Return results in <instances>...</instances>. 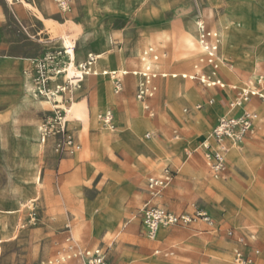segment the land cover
<instances>
[{
  "label": "rangeland",
  "instance_id": "374dc122",
  "mask_svg": "<svg viewBox=\"0 0 264 264\" xmlns=\"http://www.w3.org/2000/svg\"><path fill=\"white\" fill-rule=\"evenodd\" d=\"M67 1L65 11L57 0H12V4L0 0V54H65L70 38L76 56L81 48L88 54L86 60H77V65L86 63L91 54L98 55L90 71L86 70L90 75L73 89V103L89 99L95 112H111L112 128L105 126L103 119L101 127L91 128L97 117L91 116L85 125V119L68 116L66 111L68 131L80 149L62 155L58 151L60 135L49 137L44 144L38 135L42 111L52 114L54 109L51 99L42 101V108L29 90L21 97L15 81L20 74H13L11 83L0 84L1 98L8 102L0 111L14 115L13 103L18 100L37 114L32 139L17 134L9 137L0 131V264H76L77 251L97 249L117 264H219L217 258L227 254L225 264H233L236 247L254 257L257 264H264V226H257L246 211L251 209L258 216L264 201V132L255 130L239 145L250 147L253 163L235 165L231 149L227 173L219 180L211 175L203 153L192 149L193 144L203 143L202 138L210 136L217 124L202 129L197 115L214 102L228 111L224 117L233 116L230 103L248 80L264 70L262 63L255 77L239 69L232 80L221 74L220 65L214 76L196 23L202 22L206 31L217 33L220 39L218 29H222L224 42L218 55L226 58L238 49L259 65L252 54L264 51V0L215 1L220 15L211 10L209 0ZM240 1L255 5L258 17L249 18L237 9ZM206 8L212 12H204ZM225 15L230 23L224 20ZM225 61L230 68L243 64L245 58L233 53ZM147 65L156 76H150L153 96L146 102L138 99L142 75L109 76L141 73ZM183 74L196 78H183ZM66 75L52 79L46 91L50 98L57 83L68 87L60 100L70 95ZM117 81L123 88L119 93ZM216 81L224 87L213 85ZM100 82L106 85L93 102ZM249 103L245 104L247 111L261 113L256 108L263 102L254 99V107ZM148 104L150 111L145 109ZM148 133L153 137L147 139ZM154 141L158 145L153 147ZM238 149L248 151L246 147ZM166 167L175 175L168 187L153 197L148 179L160 177ZM197 167L202 168V176ZM214 182L227 186L228 193H207ZM146 200L175 215L208 213L213 224L193 219L170 228L164 240H150L141 233ZM239 239L244 240L242 245ZM222 243L229 251L215 248ZM168 252L173 255H166Z\"/></svg>",
  "mask_w": 264,
  "mask_h": 264
},
{
  "label": "built area",
  "instance_id": "2783aa9c",
  "mask_svg": "<svg viewBox=\"0 0 264 264\" xmlns=\"http://www.w3.org/2000/svg\"><path fill=\"white\" fill-rule=\"evenodd\" d=\"M63 10H67V0H57ZM202 46L205 52V58L213 69V75L216 76L219 70L218 52L221 45V39L217 33L206 31L204 26L200 29ZM152 51V50H151ZM66 52V51H65ZM64 52V53H65ZM147 55V54H146ZM158 59V56H155ZM71 55L56 54L40 61L36 72L26 71L25 76L29 80V91L31 95L38 99L44 98L47 87L52 81L53 77L67 73V67L71 62ZM96 59L89 56V59L84 64H79L78 67L83 72L90 71V66L95 63ZM151 66L147 65L144 72H136L135 75H142L143 81L140 83L138 91V99L147 101L153 96V90L150 87L152 75ZM155 77L156 75H152ZM196 77H194L195 79ZM80 83V82H78ZM77 83V84H78ZM77 84L69 82V96L64 100H60V95L67 93L68 87L57 83L56 94H51V103L53 105L52 114L42 112V118L39 125V135L42 142L51 136L60 135V143L58 151L65 155L80 147L76 145L73 136L67 128L68 121L65 119L67 106L71 105L74 100L73 89H78ZM213 85H220L224 87L221 81L212 83ZM122 84L120 81L116 82V93L122 91ZM57 95L59 97L57 98ZM63 97V96H62ZM257 98L264 103V70L254 80H248L243 88L240 90L238 96L230 103L232 110H241L239 116H231L221 118L218 124L212 131V143L200 147L205 152V159L211 175L215 179H222L227 173V157L234 146L243 144L245 138L255 132L257 124L261 125L264 130V119L259 114L245 109V104L252 99ZM212 103V102H211ZM145 109L150 111V106L146 105ZM152 116L154 114H151ZM103 121L111 124L113 121L112 113L100 115ZM152 134H147L146 138L150 139ZM178 138L175 132V139ZM175 172L167 167L160 177H150L148 180V187L153 197L161 194V192L168 187L173 179ZM142 231L144 235L150 240H157L160 229H170L174 226L190 223L193 219H201L209 224H213L212 217L205 212H197L193 217L189 215H175L169 211L154 205L151 200L147 201L142 210ZM233 232H229L231 235ZM239 245L244 243L243 239L238 240ZM159 253V252H158ZM76 264H115L108 260L106 253L101 250H79L76 252ZM51 264V263H50ZM233 264H257L254 257L247 255L241 247H236L233 251Z\"/></svg>",
  "mask_w": 264,
  "mask_h": 264
},
{
  "label": "crops",
  "instance_id": "0c3cea01",
  "mask_svg": "<svg viewBox=\"0 0 264 264\" xmlns=\"http://www.w3.org/2000/svg\"><path fill=\"white\" fill-rule=\"evenodd\" d=\"M215 1L218 2L220 0H209V2L207 4L210 6L212 11H216L220 15L218 7L214 6ZM240 2H241L240 3L241 6H238L237 9H241L242 11H244L249 18L256 16L257 7L255 5H250L248 2H244V1H240ZM223 12L224 11H222V13ZM40 14H42V13H40ZM256 17H258V16H256ZM68 22H73L76 25V23L72 20H70ZM218 31L220 32V35H221V49H222L223 42H224L223 31H222V29L221 30L218 29ZM199 39H200V33H199ZM244 44H245V42H244ZM245 45L249 48H252V46L248 45L247 43ZM233 53H236L237 55L243 56L245 58V62L241 65L235 64L234 66L229 68V67H227L225 60L229 59L230 56L233 55ZM47 55L48 54H41V56L32 55L33 57H25L26 55L25 56L24 55L9 56L6 54H0V84L11 83L13 81L12 75L14 74L15 76H17V74H20L21 75L20 79H18V76H17L16 77L17 79L15 81H17V83H18L17 86L20 85L19 89H20L21 93L19 95L22 97L23 93L25 91L29 92L28 91L29 90V80L25 76V72L26 71L36 72L40 57L42 58L41 61H43L45 58H47ZM87 55L88 54L86 53V49L81 48V52L79 54H77V56H76V63H77V60L79 62L86 60ZM103 55L105 56L108 54H103ZM252 55L254 56V59L258 62L259 65H257L253 60L248 59V57L245 54H243V52L239 51L238 49H234L231 52V54H229V56L226 58H224L222 56V54L219 55V61L221 64V74L227 76L228 78H230L232 80H236V74L239 71V69H241L244 73H246L250 76L255 75V77H256L257 74L259 73V71L261 70V64L264 63V51L261 54H256L254 51V54H252ZM28 56H31V55H28ZM91 56L97 57L98 55L91 54ZM108 57H112V56H108ZM133 72L136 73L135 71H129L128 73L118 72L117 76L121 75V77H122V76L132 74ZM89 75H90V72L85 74L84 79L86 76H89ZM172 76L174 78L178 77L177 74H173ZM184 76H187L186 78L194 79V76H188L187 74H183V78H185ZM205 78L206 77H204V79ZM105 85H106L105 83L103 84L100 82L99 84H97L95 86V93H94V96L92 99L93 102L98 99L99 90L101 91ZM24 98L27 100L26 97H24ZM254 99H257V98H254ZM253 100L250 101L249 105L254 107V105H252ZM2 101L3 100H2L1 95H0V106L3 107V106L8 105V102H6V100H4L3 102ZM35 101L43 108L42 101H45V100H35ZM83 101L86 102L88 107L90 108V115L92 116V119L101 115V113L95 112L93 110V104L92 103L90 104L89 99H85V100H82L79 102H83ZM24 103H27V105L29 104L28 101H26ZM211 105L212 106L209 107V110L200 112L196 117V119L200 122V126L202 129H206L207 124H209V123L215 124L217 122V124H218L219 120L221 118H224V116L227 115L228 111L226 109H221L218 105L214 104V102H212ZM13 107L16 108V109H14V111H15L14 115L9 110L0 111V131L2 130L4 132V134L7 133V135L9 137L13 136L14 134H17L20 137L32 139L33 138L32 132H33V129L36 127V123H37V114L32 113L29 110L25 109L23 103H22V105H19L18 100H16V102L13 103ZM30 108H32V106ZM256 109L261 112V113H257V112L256 113L259 114L260 117L264 119V114H262V112H264V105H261L260 108H256ZM229 112H230V115H233V116H239L241 114V110L229 109ZM41 118H42V116H41ZM193 120H194V118H193ZM183 125H184V122H183ZM99 126L101 127L102 125L98 121L97 122L95 121V123L93 122L91 128H98ZM256 130H262L264 132L263 128L259 124H257ZM148 134H151V133H148ZM253 134H251V135H253ZM39 139H40V135H39ZM174 139H175V135H174ZM177 139H175V140H177ZM202 140H203V143L200 142L197 144H193L192 149H193V152H195V153L197 151L202 152L204 157H205V152L200 146L202 144H210L212 140H210V136L203 137ZM103 141L105 142V139H103ZM238 147H241V146L237 145V146H234L232 148V150H233V153L231 155V162L232 163H234L233 157L235 156V153L238 152V150H239ZM242 147H246L248 149V152H249V150H250L249 146H242ZM248 152L246 155L247 159H244V161H242L238 164H235V163L234 164L241 166V165H244V163H249V162L253 163L254 160L252 159V156L250 154H248ZM228 157H230V154H228ZM228 157H227V161H228ZM205 161H206V159H205ZM206 164H207V162H206ZM227 193H228V191H227ZM147 201H149V200H146L144 202V204ZM144 204H143V206H144ZM168 231H169V229L160 230V232L165 235V239L167 238ZM141 233L144 235V233L142 231V221H141ZM157 240H158V238H157ZM153 241H156V240H153ZM0 245H1V243H0ZM215 248L218 250H221V251H224V250L226 252L229 251V246L224 245V243L217 245ZM166 255H173V252H168ZM113 263H115V262H113ZM43 264H46V263L44 262ZM115 264H117V263H115ZM152 264H155V263H152Z\"/></svg>",
  "mask_w": 264,
  "mask_h": 264
},
{
  "label": "bare ground",
  "instance_id": "6f19581e",
  "mask_svg": "<svg viewBox=\"0 0 264 264\" xmlns=\"http://www.w3.org/2000/svg\"><path fill=\"white\" fill-rule=\"evenodd\" d=\"M11 4H12V0H8ZM239 6H241L240 5V3L238 4ZM231 10V9H230ZM232 10H234V11H236L235 9H232ZM209 12V13H211V11H209L208 10V8H206V9H204V12ZM246 14V13H245ZM231 15V14H230ZM240 15V14H239ZM235 16V15H234ZM224 20L226 21V22H228V23H230V18H229V16H227V15H225L224 16ZM203 26V23L202 22H200V23H196V30L200 33V29H201V27ZM229 29V28H228ZM233 33V32H232ZM226 34H228V33H226ZM236 36V35H235ZM238 37V36H237ZM240 37V36H239ZM240 38H242V37H240ZM225 39H227V38H225ZM69 40H70V38H69ZM67 41V46L66 47H64V49H65V53L66 54H69V55H71V62H70V64L68 65V67H67V75L66 76H68L67 77V79L71 82V83H74V84H77L78 82H81V81H83L84 80V76H85V74H87L88 72H83L82 70H80L79 69V67H78V65H77V63H76V54H75V48H74V44H73V42L70 40V41ZM227 40H229V39H227ZM245 40V39H244ZM66 41V40H65ZM71 42V43H70ZM76 43V42H75ZM231 43V42H230ZM233 43V42H232ZM238 43H239V41H238ZM200 45H201V47H202V49H203V46H202V39H201V34H200ZM231 46V45H230ZM239 46V45H238ZM237 47V46H236ZM250 49V48H249ZM203 51H204V49H203ZM253 51V50H252ZM245 52V51H244ZM243 52V53H244ZM248 53V52H247ZM219 54V53H218ZM249 54V53H248ZM218 56V60H219V55H217ZM93 57V56H92ZM257 59V58H256ZM221 64H220V61H219V66H220ZM110 76H112V78H115L116 76H117V73H112V74H110ZM185 78L187 77V76H184ZM53 78H55V77H53ZM132 81H133V79H132ZM134 83V82H133ZM57 85V84H56ZM133 85V84H132ZM179 85H177V87H178ZM180 89V88H179ZM175 90V89H174ZM175 91H177V90H175ZM57 93V91L56 90H54V94H56ZM53 94V93H52ZM111 94V93H110ZM180 95V94H179ZM59 97V95H57V98ZM174 98V97H173ZM40 100H45V101H49V99H51L50 97H49V94H45V98L43 99V98H39ZM102 99V98H101ZM113 99V98H112ZM100 101V100H99ZM107 101V100H106ZM111 101V100H110ZM97 102V101H96ZM99 104V103H98ZM212 104V103H211ZM106 105V104H105ZM104 105V106H105ZM84 109H86V110H84ZM66 111L68 112V116L69 115H72L73 117H75L76 119H78V120H82V119H85V125H86V122H89L90 121V119H91V115H90V110H89V107H88V105H87V103L86 102H74L70 107H68V108H66ZM67 114H65V119L67 120ZM97 120H98V122L101 124V122H100V120H101V117H100V115L97 117ZM68 121V120H67ZM138 122V121H137ZM104 125L105 126H110L111 128H112V125L111 124H108L106 121H104ZM102 125V124H101ZM137 125V124H136ZM39 130V129H38ZM84 130V129H83ZM80 135V134H79ZM210 140H212V134L210 135ZM46 141L47 140H45L44 142H42V144H44V143H46ZM155 145H158L155 141L154 142H152L151 143V146H155ZM205 145H208V144H205ZM150 148V147H149ZM238 148H242V146L241 147H238ZM155 149V148H154ZM159 149V148H158ZM150 150V149H149ZM156 151V150H155ZM157 152V151H156ZM248 152V151H247ZM247 152L245 153L244 151H238V152H236L235 153V156L233 157V162L235 163V164H238V163H240V162H242V161H244V159H247L246 158V155H247ZM149 153V152H148ZM153 153V152H152ZM155 154V153H154ZM157 154V153H156ZM161 154V153H160ZM201 163V162H200ZM249 165V164H248ZM200 166V165H199ZM196 167V166H195ZM201 167V166H200ZM245 167V166H244ZM246 167H247V165H246ZM249 168V167H248ZM197 169V172L199 173V175H201L202 176V174L204 173L203 172V170H202V168L200 169V168H196ZM195 170V169H194ZM254 175V174H253ZM256 178V177H255ZM207 193H216V195L217 196H222V195H226L227 194V186H223V185H221L220 183H218V182H214V183H211L210 184V186H209V188L207 189ZM258 210H259V215L258 216H256V215H254V213L253 212H251V209H246V211H247V214H248V217H249V219L251 220V221H253L257 226H264V201H262L261 202V204H260V207H258ZM162 229H167V228H161L160 230H162ZM161 239H165V235L164 234H162L160 231H159V234H158V240H161ZM47 251H49V250H47ZM221 254V253H220ZM215 259V258H214ZM227 260H229V256H228V254L225 256V257H218L217 258V263H219V264H225V262L227 261Z\"/></svg>",
  "mask_w": 264,
  "mask_h": 264
}]
</instances>
